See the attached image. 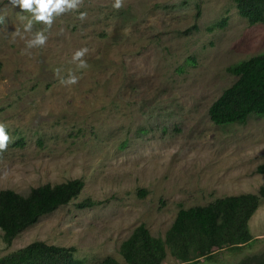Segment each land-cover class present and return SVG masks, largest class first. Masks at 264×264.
Segmentation results:
<instances>
[{"label":"rangeland","instance_id":"374dc122","mask_svg":"<svg viewBox=\"0 0 264 264\" xmlns=\"http://www.w3.org/2000/svg\"><path fill=\"white\" fill-rule=\"evenodd\" d=\"M114 2L82 0L50 28L34 22L26 33L21 10L0 0V123L10 136L0 188L26 194L46 182L84 181L10 243L0 229V256L43 240L73 246L82 264L123 261L120 243L139 223L165 238L180 207L258 193L264 183L256 171L264 114L223 124L208 114L237 78L228 66L264 51V24L249 22L236 0H123L119 10ZM40 30L45 45L28 49L26 38ZM81 48L86 69L72 62ZM69 72L78 83L61 84ZM85 198L96 203L78 207ZM246 222L247 241L187 261L166 247L162 264L264 258V197Z\"/></svg>","mask_w":264,"mask_h":264},{"label":"trees","instance_id":"16d2710c","mask_svg":"<svg viewBox=\"0 0 264 264\" xmlns=\"http://www.w3.org/2000/svg\"><path fill=\"white\" fill-rule=\"evenodd\" d=\"M236 5L249 22L264 24V0H236ZM228 70L237 78L210 103V119L223 124L244 122L251 113L264 114V51L230 64ZM256 171L264 175V162L257 165ZM83 185V179L75 177L32 186L26 194L0 188L3 240L10 243L17 233L41 215L76 196ZM259 196L264 197V183L258 193L225 195L207 204L180 207L165 238L152 235L141 222L120 243L123 261L107 255L95 264H162L166 247L177 258L187 261L209 255L224 244L247 241L251 235L246 221L257 207ZM95 203L85 198L77 202V206L83 208ZM74 249L73 246L33 240L0 256V264H82V260L74 256ZM238 264H264V258H247Z\"/></svg>","mask_w":264,"mask_h":264},{"label":"clouds","instance_id":"9594fccd","mask_svg":"<svg viewBox=\"0 0 264 264\" xmlns=\"http://www.w3.org/2000/svg\"><path fill=\"white\" fill-rule=\"evenodd\" d=\"M12 8L18 7L21 11L16 13L19 21L24 23V31L31 33L33 23H43L48 28L54 22L55 17L60 16L68 11L77 10L82 3V0H9ZM119 10L123 7V0H115L112 5ZM28 13V16L23 15ZM87 13L81 12L79 19L84 20ZM4 16H0V23H3ZM46 30V29H45ZM45 30L35 32L31 38H26V47L28 49L42 47L45 45L48 37L45 35ZM88 52L87 48L77 49L73 56L72 62L77 64L78 69H86L88 64L83 57ZM60 70L56 73L59 76ZM79 77L73 72H69L67 78H60V83L63 85H73L78 83ZM10 143V136L5 130V124L0 123V152L6 151Z\"/></svg>","mask_w":264,"mask_h":264}]
</instances>
